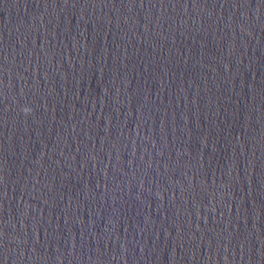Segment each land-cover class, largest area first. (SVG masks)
Segmentation results:
<instances>
[{"label": "water", "instance_id": "95a60500", "mask_svg": "<svg viewBox=\"0 0 264 264\" xmlns=\"http://www.w3.org/2000/svg\"><path fill=\"white\" fill-rule=\"evenodd\" d=\"M0 264H264V0H0Z\"/></svg>", "mask_w": 264, "mask_h": 264}]
</instances>
